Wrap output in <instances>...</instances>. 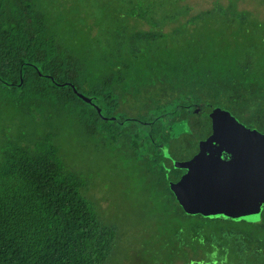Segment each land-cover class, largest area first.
<instances>
[{
  "label": "trees",
  "instance_id": "obj_1",
  "mask_svg": "<svg viewBox=\"0 0 264 264\" xmlns=\"http://www.w3.org/2000/svg\"><path fill=\"white\" fill-rule=\"evenodd\" d=\"M178 1L156 0L151 17L142 6L148 29L97 39L85 56L50 34L35 0H0V264H114L118 228L68 163L73 140L138 161L160 203L150 216L166 226L143 243L142 264H264V211L257 223L190 216L167 181L200 149V108L264 133V19L245 0L194 15ZM171 140L190 156L166 155Z\"/></svg>",
  "mask_w": 264,
  "mask_h": 264
},
{
  "label": "rangeland",
  "instance_id": "obj_2",
  "mask_svg": "<svg viewBox=\"0 0 264 264\" xmlns=\"http://www.w3.org/2000/svg\"><path fill=\"white\" fill-rule=\"evenodd\" d=\"M47 14L51 35H58L75 53H90L97 39H109L122 29L138 27L148 29V21L140 19L139 10L145 7L148 16H154L156 0H35ZM218 0H179L193 7L191 15L210 8ZM246 7L264 19V0H245ZM170 11L171 9L168 8ZM146 22V24H144ZM120 34V33H119ZM8 123V122H7ZM9 134V133H8ZM102 151L80 147L74 140L64 147L67 161L82 169L89 177L85 194L97 204L102 219L118 228V241L114 264H142L139 254L144 242L159 229L165 232V224L156 225L153 216L160 203L154 200V191L142 189L143 179L137 170L138 161L108 148ZM151 215V216H150ZM175 264H185L177 260Z\"/></svg>",
  "mask_w": 264,
  "mask_h": 264
},
{
  "label": "water",
  "instance_id": "obj_3",
  "mask_svg": "<svg viewBox=\"0 0 264 264\" xmlns=\"http://www.w3.org/2000/svg\"><path fill=\"white\" fill-rule=\"evenodd\" d=\"M72 88L82 100L92 102ZM198 122L205 129L199 146L209 152V161L187 174L179 170L181 165L167 170L178 203L190 216L259 222L264 209V133L220 106L200 114ZM178 147L177 140H171L164 153L179 157L174 153Z\"/></svg>",
  "mask_w": 264,
  "mask_h": 264
},
{
  "label": "flooded vegetation",
  "instance_id": "obj_4",
  "mask_svg": "<svg viewBox=\"0 0 264 264\" xmlns=\"http://www.w3.org/2000/svg\"><path fill=\"white\" fill-rule=\"evenodd\" d=\"M210 109V108H209ZM209 109H207V110H204L203 108H200V110H199V112H198V116L200 115V114H203V113H205V112H207ZM105 118V117H104ZM136 119V118H135ZM197 119H198V117H197ZM142 123H144V124H149V122H142ZM197 137H198V141H197V145H198V147L200 148L199 150H197L196 151V153L192 156V157H189L188 159L185 157V155H189V153L191 152L190 150H189V147L188 146H186V145H184V144H181V146H184V147H178L175 151H174V153L175 154H178L179 155V157H176L175 156V158L176 159H180V158H182L183 156L186 158L185 160H183V161H179L174 167H177L178 165H181L182 167L179 169L182 173H184V174H187L188 173V170L190 169V168H193V167H201V166H204L208 161H209V152L206 150V149H204V148H201L200 146H199V144L205 139V129L203 128V126L200 124V128H199V130H198V135H197ZM214 148V147H213ZM215 149V148H214ZM214 149H213V151H214ZM244 156H245V154H243ZM190 156V155H189ZM228 155L224 152V154H223V158H225V159H228V157H227ZM192 158V159H191ZM190 162V163H189ZM263 211H264V209H263ZM263 211H262V214H263ZM261 214V215H262ZM262 218V217H261ZM260 221H262V219H260Z\"/></svg>",
  "mask_w": 264,
  "mask_h": 264
}]
</instances>
